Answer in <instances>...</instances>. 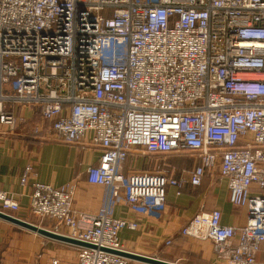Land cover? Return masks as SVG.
Segmentation results:
<instances>
[{
  "label": "built area",
  "instance_id": "built-area-1",
  "mask_svg": "<svg viewBox=\"0 0 264 264\" xmlns=\"http://www.w3.org/2000/svg\"><path fill=\"white\" fill-rule=\"evenodd\" d=\"M21 108L38 110L36 135L98 147L88 183L110 200L123 191L135 213L160 217L168 188L227 179L246 225L214 209L182 235L211 240L226 264H264V0H0V126H22ZM132 151L196 164L178 177L125 173ZM75 193L37 183L30 211L97 247H77V264H138L101 248L124 251L120 233L139 223L79 211ZM19 211L0 189V212Z\"/></svg>",
  "mask_w": 264,
  "mask_h": 264
},
{
  "label": "crops",
  "instance_id": "crops-1",
  "mask_svg": "<svg viewBox=\"0 0 264 264\" xmlns=\"http://www.w3.org/2000/svg\"><path fill=\"white\" fill-rule=\"evenodd\" d=\"M18 112L25 119L22 126H18L14 132L0 126V189L13 193L19 202L20 211L15 214L17 218L37 225L46 222L47 225L50 221L41 222L30 211L34 185L44 183L59 188L74 184L75 209L97 215L108 210L114 218L139 223L138 229L120 233L125 251L175 264H226L216 255L211 240L184 236L182 230L197 214L214 209L222 211L223 225H246V210L235 208L229 201L227 179L215 183L208 175L200 187L186 185L182 190L168 188L166 206L160 217L135 213L123 191L110 200L106 187L88 183L87 169L96 165L101 156L98 147L86 140L73 145L65 144L47 132L36 135L26 127L33 124L32 120L37 118L35 115L40 117L38 110L21 108ZM43 124L39 126L42 128ZM137 156L140 155L129 156L131 165L124 168L125 173L132 172L127 169L145 164ZM28 166L32 167V173L22 184ZM62 232L67 233L65 228ZM258 261H264V245ZM77 263V247L46 239L0 219V264Z\"/></svg>",
  "mask_w": 264,
  "mask_h": 264
},
{
  "label": "rangeland",
  "instance_id": "rangeland-1",
  "mask_svg": "<svg viewBox=\"0 0 264 264\" xmlns=\"http://www.w3.org/2000/svg\"><path fill=\"white\" fill-rule=\"evenodd\" d=\"M35 116L37 118L32 120L31 123L33 124L26 127V129H29L30 131L33 130L32 131L33 133H34L35 128L39 124L43 123L42 119L38 115H35ZM138 152L142 153V151H138ZM133 154L140 155L139 157L137 156L136 158L139 159V161H143L145 164L142 163L143 165L142 167H133L132 169H127V171L130 170V172L139 171V172H149V173H154V174L162 173L170 177H176V176H179L183 170L190 169L194 167V165L196 164V160L191 158L189 155H172V156L163 157L159 155L151 156L147 154H138V153H133ZM130 165L131 164L127 160L125 163V167L128 166L129 168ZM214 173H215L214 178H216L218 176V170L216 169ZM40 220L41 219H39V221ZM41 222L43 221L41 220ZM51 222L52 221H50L47 225H46V222H43V225L41 223V224H38V226H41L47 229V227L50 228V226L52 227V225L53 226L55 225L54 222H52L53 224Z\"/></svg>",
  "mask_w": 264,
  "mask_h": 264
},
{
  "label": "water",
  "instance_id": "water-1",
  "mask_svg": "<svg viewBox=\"0 0 264 264\" xmlns=\"http://www.w3.org/2000/svg\"><path fill=\"white\" fill-rule=\"evenodd\" d=\"M133 153L144 154L143 152L140 153L137 151H132L131 154H133ZM0 219L7 221L13 225H16V226H18V227H20L26 231L35 233V234H37L41 237H44L46 239H49V240H53L56 242L75 246L78 248L97 249V247L95 245H92L90 243L71 238L67 235H63V234L53 232L49 229H46V228H43V227L38 226L36 224L24 221L22 219H19L15 216H12V215H9L6 213L0 212ZM101 250L108 252V253H111V254L119 255V256L124 257L126 259H129L131 261H134L137 263H142V264H175V263H170V262H167L164 260L157 259L155 257L140 255V254L128 252L125 250L124 251H118V250H112V249H108V248H101Z\"/></svg>",
  "mask_w": 264,
  "mask_h": 264
}]
</instances>
